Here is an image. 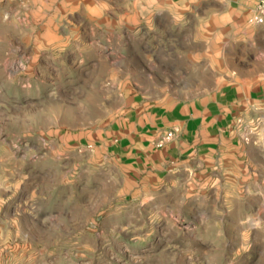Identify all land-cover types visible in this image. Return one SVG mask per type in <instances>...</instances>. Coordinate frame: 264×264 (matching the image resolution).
<instances>
[{
    "label": "rangeland",
    "instance_id": "obj_1",
    "mask_svg": "<svg viewBox=\"0 0 264 264\" xmlns=\"http://www.w3.org/2000/svg\"><path fill=\"white\" fill-rule=\"evenodd\" d=\"M174 1L121 24L116 0H0V264H264V167L142 178L83 140L264 47L257 3Z\"/></svg>",
    "mask_w": 264,
    "mask_h": 264
},
{
    "label": "crops",
    "instance_id": "obj_2",
    "mask_svg": "<svg viewBox=\"0 0 264 264\" xmlns=\"http://www.w3.org/2000/svg\"><path fill=\"white\" fill-rule=\"evenodd\" d=\"M116 1L121 24L141 19L157 24L173 15L167 9L179 5L174 0ZM227 1L250 9L259 0ZM139 10L147 11L142 16ZM247 39L245 49L235 45L236 67L213 68L210 75L203 68L192 80L171 77L176 84L166 88L177 89V95L166 92L154 99L136 93L99 140L88 135L83 140L106 147L142 178L160 179L195 164L202 173L264 167V47H258L257 36ZM174 128L180 131L159 147L157 142Z\"/></svg>",
    "mask_w": 264,
    "mask_h": 264
},
{
    "label": "built area",
    "instance_id": "obj_3",
    "mask_svg": "<svg viewBox=\"0 0 264 264\" xmlns=\"http://www.w3.org/2000/svg\"><path fill=\"white\" fill-rule=\"evenodd\" d=\"M249 21L253 24H263L264 23V0H259L256 4L255 10L250 17ZM179 128H174L168 131L158 142V146L162 147L166 142L173 139L174 136L179 132Z\"/></svg>",
    "mask_w": 264,
    "mask_h": 264
}]
</instances>
